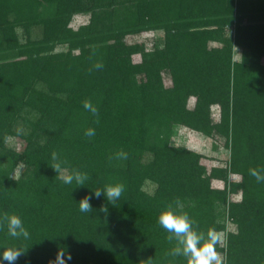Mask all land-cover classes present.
Wrapping results in <instances>:
<instances>
[{"label": "trees", "instance_id": "obj_1", "mask_svg": "<svg viewBox=\"0 0 264 264\" xmlns=\"http://www.w3.org/2000/svg\"><path fill=\"white\" fill-rule=\"evenodd\" d=\"M0 264H264V0H0Z\"/></svg>", "mask_w": 264, "mask_h": 264}, {"label": "rangeland", "instance_id": "obj_2", "mask_svg": "<svg viewBox=\"0 0 264 264\" xmlns=\"http://www.w3.org/2000/svg\"><path fill=\"white\" fill-rule=\"evenodd\" d=\"M88 19V14H77L73 17L71 21V26L76 27L77 25L84 23ZM38 32L35 33V36H38ZM156 35L162 36L161 31L157 32ZM138 40L143 41L146 44V47L149 48L152 44V40L150 39V34H141L136 38H130V40ZM62 48V47H60ZM134 61H138L140 59V56L138 54L133 55ZM173 136L174 140L177 141L179 139L185 141L187 145L191 146L192 148L202 152L203 154H206L207 156H213L218 160L212 159V158H205L203 161L207 164V166H210L212 164H218L223 165L225 164L226 157L228 156L227 151L222 147L221 141L219 138H212L207 137L201 133H198L196 131L187 129L183 126H175L173 129ZM16 141V140H15ZM233 178H236V176H233ZM214 184L221 187L223 186L222 181H214ZM144 189L152 192L154 189V184L151 182H146L144 185ZM228 227L233 226L230 224V222H227ZM215 238L223 240L224 233L223 232H217L214 235ZM215 258V257H214ZM217 258V257H216ZM215 258V259H216Z\"/></svg>", "mask_w": 264, "mask_h": 264}]
</instances>
